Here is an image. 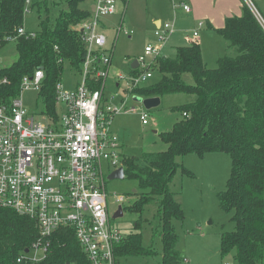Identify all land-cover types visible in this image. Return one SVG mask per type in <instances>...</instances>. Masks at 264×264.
I'll use <instances>...</instances> for the list:
<instances>
[{"label":"trees","instance_id":"obj_1","mask_svg":"<svg viewBox=\"0 0 264 264\" xmlns=\"http://www.w3.org/2000/svg\"><path fill=\"white\" fill-rule=\"evenodd\" d=\"M87 1L31 0V8L39 14V29L35 37H21L13 43L17 59L0 68V78L10 81L0 89V101L18 97L23 78L43 68L40 97L58 119L56 86L63 80L66 66L81 73L86 57L78 26L92 16L81 8ZM26 2L0 0V49L9 45L7 36L24 27ZM56 7H60L59 13L53 18ZM214 31L235 49L236 56L219 58L218 67L211 69L204 62L201 45L192 42L177 48L174 58H157L154 72L160 79L133 92L143 99L174 94L192 98L177 108L182 117L172 130L159 134L168 146L166 151L122 155L125 179L137 182L139 189L132 193L137 201L125 210L143 215L152 203H159L162 264H182L186 259L177 250L175 225L186 215L172 185L179 171L194 175L178 159L213 153L226 154L232 160L231 176L218 199L223 212L233 213L235 229L221 234V257L232 256L236 264H264V27L244 4L241 16L226 19L225 26ZM136 73L131 69L132 75ZM99 85L100 81L96 87ZM148 222L141 218L116 247L118 263L121 258L156 255L155 248L144 245L143 223ZM38 234L35 221L0 208V264H19L18 259ZM20 264L91 263L74 230L61 228L50 237L42 261Z\"/></svg>","mask_w":264,"mask_h":264},{"label":"built area","instance_id":"obj_2","mask_svg":"<svg viewBox=\"0 0 264 264\" xmlns=\"http://www.w3.org/2000/svg\"><path fill=\"white\" fill-rule=\"evenodd\" d=\"M95 1L91 18L78 26L86 48L81 80L73 88L62 80L55 89L58 119L45 104L40 120L24 107L23 92L33 89L40 93L42 89L43 68L23 78L18 97L7 103L0 101V208L35 221L39 231L28 252L18 259L19 264L42 261L50 237L61 228L74 230L91 264H118L115 250L125 235L112 224L106 182L111 173L124 167L122 144L112 125L117 116L139 110L130 106L138 97L133 92L153 78L156 59L174 34V25L165 23L155 31L157 44L149 43L136 59L137 73L117 74L115 81L121 90L110 92L112 50L101 31L104 21L116 14L118 0ZM244 1L264 27L257 7L251 0ZM30 5L31 0H27L25 14ZM181 6L191 13L189 5ZM123 25L122 21L116 28L117 39L123 32L126 36L133 33ZM35 36L21 27L5 41L13 44L21 37ZM197 36L198 31L194 33ZM9 83L0 78V89ZM141 120L148 124L147 113H141ZM123 200L118 197L117 202Z\"/></svg>","mask_w":264,"mask_h":264},{"label":"rangeland","instance_id":"obj_3","mask_svg":"<svg viewBox=\"0 0 264 264\" xmlns=\"http://www.w3.org/2000/svg\"><path fill=\"white\" fill-rule=\"evenodd\" d=\"M264 19V0H251ZM95 0H89L81 5L83 9H91ZM173 4H182L181 0H118L117 14L110 19L107 27L102 28L108 39L115 43L117 30L122 15H125L124 30L133 32L129 39L125 32L117 41L116 53L112 70L117 73H128L130 62L139 57L146 45L153 42L155 27L153 19L161 18L165 23L174 25V34L165 44L164 55L175 57L176 48L189 45L192 41L199 42L202 48L206 66L211 69L218 67V60L224 56H236L234 48L230 44L208 29H197L200 33L198 39L193 37V32L198 28L193 16L183 14L181 8L174 9ZM30 7V12L25 14L24 28L29 32L39 29V14L35 8ZM67 8V5H62ZM60 7L54 8L53 18L59 13ZM133 30V31H132ZM235 51V49H234ZM1 67L10 66L17 59L15 44H9L0 49ZM113 72V73H114ZM108 79L109 90H112V79ZM160 75L155 74L150 83H155ZM81 80L79 71L66 66L63 74V82L68 88H73L76 82ZM187 81L192 83L191 78ZM113 92H115L113 90ZM24 107L30 114H34L37 120L41 119L40 113L45 111L43 99L40 93L30 89L22 95ZM192 98L186 94H174L161 98V104L151 110H146L142 103L134 101L130 106L138 108L136 113L122 114L115 118L114 129L123 145L126 155H140L143 152H163L168 146L160 139L159 134L172 130L173 126L181 119V113L177 110L191 102ZM147 113L148 124L144 125L141 113ZM178 162L193 173V177L178 172L172 185V190L178 194L186 218L183 222H177L176 232L179 236L177 250L181 256H185L182 264H236L233 257L226 259L221 257V234L235 229L232 222L233 213L227 214L220 209L218 194L225 191L227 181L232 172L231 157L226 154H207L204 158L196 155L180 157ZM108 177V176H107ZM107 200L112 224L125 236L129 235L135 224L142 218L144 222V245L153 247L156 255L152 257L121 258L118 264H162V244L159 235V203H152L143 215L131 214L126 208L133 205L138 197V184L131 180H107ZM118 197H123L122 202H117ZM123 205L124 217L114 219L113 214L119 205ZM39 256L42 253L39 252Z\"/></svg>","mask_w":264,"mask_h":264},{"label":"crops","instance_id":"obj_4","mask_svg":"<svg viewBox=\"0 0 264 264\" xmlns=\"http://www.w3.org/2000/svg\"><path fill=\"white\" fill-rule=\"evenodd\" d=\"M255 1L259 2L260 0H255ZM95 2H94L93 7L91 9H87L91 13L95 9ZM181 3H185V4L189 5L191 7V10H192L191 13H186L184 11L183 7L181 6L182 4H179V5L173 4L174 9L181 8L182 11L184 12L183 14H185L186 16H193V18L195 19L196 24L198 26V28L195 27L196 30L193 32V37H194V33L197 31V29H200V28H203V29L206 28L209 31H213V32H215L214 30L223 28L225 26L226 19L234 17V16H241L244 4H246L244 0H181ZM116 14H117V12H116ZM116 14L114 16L109 17L108 19H106L104 21V27L105 28L107 27V25L109 23L107 21H109L110 19H113L116 16ZM122 16L123 17L121 18L120 23L123 21V24H124V19H125L124 16L125 15H122ZM200 23H203V26L200 27L199 26ZM163 24H164V22L162 21L161 18L156 16V18L153 19V25L155 27V31L157 29H159ZM113 29L116 30V26L113 25ZM154 34H155V32H154ZM199 37H200V33L198 31V36L194 37V38L198 39ZM119 38H120V36H119ZM119 38L118 39L116 38L115 43H113L112 40L108 39L107 48L112 50V68H113V62H114V57H115V53H116L117 41L119 40ZM128 38L131 39L132 35L131 34L128 35ZM153 41L157 42L155 35H153ZM192 42H194V41H192ZM149 43H153V42H149ZM191 43H189V44H191ZM197 43H199V42H197ZM165 44L162 46V56H164V57H166L164 55ZM229 48H230V46H229ZM176 50H177V48H176ZM233 52H236V51H234V49H233ZM137 58L138 57H135V59L131 60L130 71L126 74L121 73V72L115 73L111 68V75H114L113 76L114 79H112V81H111L113 84V88H112V90H109L110 92L111 91L113 92V90L114 91H117V90L120 91L121 90V89H118L117 82L115 81L116 75L119 73L124 74V75H129L131 73V69H132L131 65H132L133 61H135ZM168 58H174V57L169 56ZM203 58H204V56H203ZM155 74L156 73L154 72L153 78H154ZM112 130L117 135L116 131L114 129H112ZM122 152H123V154H125L124 150H123V145H122Z\"/></svg>","mask_w":264,"mask_h":264},{"label":"water","instance_id":"obj_5","mask_svg":"<svg viewBox=\"0 0 264 264\" xmlns=\"http://www.w3.org/2000/svg\"><path fill=\"white\" fill-rule=\"evenodd\" d=\"M139 67V64L137 60L133 61L131 68L133 70H136ZM135 101L137 103H142L143 106L146 108V110H151L153 108L158 107L161 104V99L160 98H149V99H142L140 97L135 98ZM125 170L124 168H119L118 170L114 171L111 173L108 177L109 180H123L125 179ZM124 217V208L122 206H119L118 210L114 214L113 218L114 219H119ZM28 252V250L26 251ZM185 256H182L184 258Z\"/></svg>","mask_w":264,"mask_h":264}]
</instances>
